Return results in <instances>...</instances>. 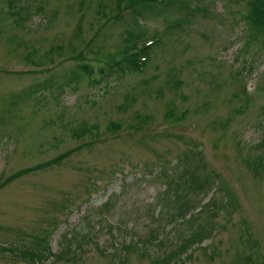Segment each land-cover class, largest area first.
Instances as JSON below:
<instances>
[{"label": "rangeland", "instance_id": "374dc122", "mask_svg": "<svg viewBox=\"0 0 264 264\" xmlns=\"http://www.w3.org/2000/svg\"><path fill=\"white\" fill-rule=\"evenodd\" d=\"M250 1L177 0L139 27L118 0H0V264L44 238L37 264H163L197 234L171 264H264ZM129 31L161 39L143 71L43 90L120 59Z\"/></svg>", "mask_w": 264, "mask_h": 264}, {"label": "trees", "instance_id": "16d2710c", "mask_svg": "<svg viewBox=\"0 0 264 264\" xmlns=\"http://www.w3.org/2000/svg\"><path fill=\"white\" fill-rule=\"evenodd\" d=\"M177 0H118V8L125 6L131 11V16L134 19L137 26L141 27L149 19L154 17L152 14L154 10L160 8L161 10H168L171 6L176 4ZM198 9V8H197ZM249 20L257 28H264V0H251L250 10H249ZM144 34H134L133 31H129L128 35L125 36L126 41H128L131 50H125L121 53V58L118 60H106L100 67H95L92 64L85 62L78 63L70 71L69 74L63 77V82H57V80L52 77L47 82L42 84L44 86L43 90H50L55 87L70 86L76 82H79L82 77L87 78L91 83L96 82V75H101L102 79H108L110 76L117 75L118 77L124 76L128 73H139L147 66L151 59L152 48L157 46L161 39L159 37L152 39V44L147 45L145 42L142 47H138L139 42L142 40ZM109 58L110 56H106ZM114 124L111 130L116 129ZM85 131L82 130L80 134ZM69 155V153H67ZM23 173L15 175L12 179L18 178ZM171 184V183H170ZM107 204V203H106ZM200 234H197L193 239H189L187 243L179 248V250L174 252L173 256H167L161 262L163 264H171L176 256L183 254L185 250H189L193 243L198 241ZM39 246L42 248L39 252L30 253L28 250L23 252V258L32 264H37L39 261H43L45 258H55L57 257L51 250L50 243L45 238L43 240L37 239ZM61 258V257H60Z\"/></svg>", "mask_w": 264, "mask_h": 264}]
</instances>
